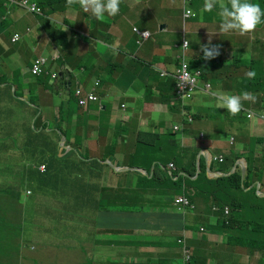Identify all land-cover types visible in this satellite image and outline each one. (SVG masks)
<instances>
[{
    "label": "crops",
    "instance_id": "1",
    "mask_svg": "<svg viewBox=\"0 0 264 264\" xmlns=\"http://www.w3.org/2000/svg\"><path fill=\"white\" fill-rule=\"evenodd\" d=\"M36 1L46 14V18H40L39 15L31 14L17 7L6 6L4 1L0 0V152L14 153L13 147L9 144L18 142V151L21 152L19 158H23L22 149L34 153L37 151L36 145L38 142L47 141L50 144L58 142L59 144L58 137L61 136H66L67 143L71 141L72 145H70L71 148L68 152L73 151L75 143L78 145V134L75 136L59 129L62 116L67 115L74 128L79 127L80 119L82 120L81 125L87 123L82 119L84 114L75 109V100L77 99L75 92L78 86L91 90L101 80L102 84L99 86L98 94L102 97V103L91 106L89 114L94 119H90L88 124L83 126V129L89 124H94L95 119L100 120L104 114H109L108 118L115 119L117 124L122 123V119L126 117V131L132 135L133 141L137 144L131 146L128 143L127 148L129 151L126 156L122 155V151L115 155H103L112 165L125 168L137 167L142 171H137V173L143 175L148 167L154 170L155 152L151 150L152 148L149 149L146 143L158 139L166 147L163 138L165 131L170 130L175 125H182V130L178 132L177 136L180 148L184 153L192 150V154L202 156L210 179L217 178L216 175L220 173L215 169L213 170L211 166L214 157L224 156L232 159L230 151H234L241 158L239 156L226 177L239 172L244 175V177L242 176L244 179L245 176L249 175V172H252V187L250 189L254 186L259 187L264 194L263 97L260 96L258 102L254 100L244 101L242 111L233 116L226 109L217 108L216 99L204 92V85L209 84L216 96L219 93L242 95L245 92L253 95L256 88V81L254 80L262 79L264 85V44L262 43L264 23L258 25L254 32L245 35H240L235 31L221 33L219 30L221 23L219 7L212 12H201L202 20H197L198 15L185 20L183 8V26L177 23L173 25L174 22H170L167 16L161 15L160 11L168 9L170 0H122L119 14L116 15L113 24L109 25L111 19L97 20L91 12H84L78 3L68 6L67 0ZM255 1L251 0L253 3ZM154 2L155 10H152ZM225 2L227 3V0ZM192 3L193 5L190 3L191 5H188V7L198 14L194 3L201 11L204 0H194ZM259 4L264 8V2ZM119 15L123 18L121 23H118ZM106 16H108L107 13ZM69 21H76L75 28L72 30H67L70 26ZM126 23L129 24L130 28L125 25ZM154 24L155 28L153 27ZM133 27L138 28V30L149 31L151 33L150 42L142 46L144 49L139 51L140 56L137 59L127 60L129 59L128 54L133 55L140 49L139 44L136 42L138 35L135 32L132 35H127V32ZM170 31H172V36H169ZM176 32H180V40L177 39L178 35L173 36ZM15 33L22 36V39L18 42L12 41V36ZM210 33L212 34L211 43L213 46H219L220 54L214 59L206 60L203 58L204 53L201 46L208 44ZM85 38H90V40L84 41ZM186 40H188V47L185 51L186 60L193 71L201 73V81L207 83L202 82L201 88L203 91L197 94L194 101L187 104L177 102L175 108H179V110L175 109L176 114H173L167 101V103L159 102L156 98L158 93H163L169 88V82L166 81L169 78L161 77L160 70L165 67L168 72L176 70ZM59 46L65 51L67 60L63 59L58 50ZM116 50H119L127 59L121 60ZM41 57L48 59L47 73L34 78L30 69L35 60ZM106 57L110 62H119V70H116L113 74L110 73L111 76L107 72L104 74L98 73L97 65L101 64L100 58L105 59ZM60 61H63V64ZM131 64L133 65V72L130 70ZM250 71L256 73L254 78L250 79L246 76V73ZM155 72L159 78V81L156 82ZM127 73H130V75ZM54 74H56V78H53ZM152 76L154 79L151 78ZM219 76L231 80L232 83L220 79ZM129 78L140 83L141 88L137 89L135 93L141 96L135 95L132 97L131 94L125 95L122 93L128 88ZM150 85L155 86V91H152L151 94L147 89ZM220 87L224 89L221 90ZM127 97H132V102L140 97V103L135 101L132 105H129L127 100L123 101ZM252 97L255 98V96ZM122 106H125L124 110ZM149 112H151V115L152 113L155 115L156 112L158 117L161 114H167L168 117L172 118V122L170 125L165 126L164 122L158 121V125L153 127L150 119L146 117ZM258 112L260 114L256 117ZM249 114L252 115L251 118H248ZM143 119L146 125L140 123ZM175 119L177 122H175ZM132 120L138 122L132 123ZM33 121L34 127H32ZM40 121H42L40 123L42 125L40 130L42 131L37 127V122ZM52 124L56 126V129L52 128ZM45 128H48L49 131L43 133ZM54 131L57 132L58 137L53 136ZM151 134H153L151 138L144 137ZM201 135H204V137ZM89 137L87 136L86 139H89ZM129 142L132 141L129 139ZM61 145V156L65 157L66 152L62 139ZM116 149L119 148L114 147L113 151ZM40 151L45 152L43 148ZM205 151L207 153H205L204 158L203 152ZM13 158L17 157L14 156ZM201 162L199 161L196 176L191 179V182L198 179ZM111 164L105 169L104 173L116 177L117 172L111 167ZM41 169L42 175L48 174V166L46 172ZM29 180H31V176H29ZM1 185L3 184L0 182V187ZM13 186L15 185L0 188V198L4 197L8 200V203L12 195L7 192L12 191ZM19 195L22 196V192ZM31 196H34V193ZM241 197L242 195L239 194L238 198ZM148 198L152 199V195H149ZM37 200L39 202L40 197ZM34 206V204L31 205L30 213L29 209L25 208V224L21 227L22 231L31 230L33 227L40 228V223L45 225L52 221H54L53 226L56 223L63 226L58 215L50 209H44L42 215L37 209V215L34 217ZM204 210L205 215L213 211H211L209 205H205ZM190 212L188 209L179 210L172 204L168 213L155 214L153 220L155 217L154 223L158 224H155L154 229L155 240L162 241L161 243H173L170 242L169 238H174L183 230V225L190 219ZM0 216L10 221L7 216V206L3 209L0 204ZM106 219V217H102L103 225H95L96 220L94 217L92 225L96 238L99 240H106L105 237H102V234L106 233L108 235L115 230L114 224H108L107 229ZM125 230H127V227H125ZM144 232L143 229H137L134 234L123 233V241L149 238L146 237ZM136 237L138 239H135ZM210 239L212 244L216 246L219 241L222 242V239L216 236H212ZM89 240L92 241L94 246L98 245L91 233ZM44 241L46 240L40 237L35 239V242H37L35 244L31 241L26 242L29 244L30 249L34 251L37 249V245L43 244ZM101 245L104 244L101 243ZM57 246H62V242L54 240L48 251L51 252ZM142 246H134L131 249L126 248V250L138 249ZM107 247L111 251L118 246L112 244ZM145 251L149 253L150 249ZM223 252L224 254L221 253L223 258H228L225 252L231 253V256H233L231 260H224L226 264H251V260L254 258L244 250L234 251L228 247H223ZM41 263L48 264L45 261H41Z\"/></svg>",
    "mask_w": 264,
    "mask_h": 264
},
{
    "label": "rangeland",
    "instance_id": "2",
    "mask_svg": "<svg viewBox=\"0 0 264 264\" xmlns=\"http://www.w3.org/2000/svg\"><path fill=\"white\" fill-rule=\"evenodd\" d=\"M151 1V0H150ZM264 2V0H256L254 3H260ZM190 5L186 0H170V4L168 9L164 11H160L161 15H165L170 19V22L181 25L183 22V8L185 6ZM193 5V4H192ZM194 7L197 9L198 14L195 11L196 16L198 15L197 20H202V13L200 9L196 7V3H194ZM152 10H155V2L153 4ZM159 11V10H157ZM42 18V17H40ZM111 19V22H109V25L113 24L114 19L116 16H106L104 19ZM122 16L119 15V21L118 23L122 22ZM45 21V20H43ZM69 28L67 30H72L75 28L76 21L71 22L69 21ZM108 25V26H109ZM127 27L130 28L129 24H125ZM137 27H139L138 24H136ZM184 26V23L182 24ZM155 28V24L153 25ZM138 28L133 27L129 32H127V35L134 34V31ZM68 32V31H66ZM68 34V33H67ZM178 35L177 39L180 40L181 34L180 32H176L173 34ZM70 36V35H68ZM169 36H172V31H170ZM130 37V36H129ZM128 37V38H129ZM127 38V39H128ZM90 40V38H85L84 41ZM126 41V40H125ZM262 43L264 44V37L262 39ZM58 50L63 56V59L67 60V55L65 51L62 49L61 46L58 47ZM116 53L118 57L121 60L125 59V56L119 52V50H116ZM74 55V54H72ZM101 64L107 65L109 64L108 57L105 59L100 58ZM61 64H63V61H60ZM87 65V64H86ZM131 71L133 72V65L131 64L130 67ZM72 69V68H71ZM111 76V72L109 70H105L102 72V74L106 73ZM79 75V71L77 72ZM130 75V73H127ZM152 79L153 76L151 77ZM220 79L225 80L228 83H232L231 80L224 78L223 76H219ZM128 88L127 91H123L122 93L125 95H132L134 97L135 95H139L135 93L137 89L141 88L140 83H137L135 81H132L130 78L128 79ZM159 81L158 76L155 77V82ZM169 82V80H166ZM255 83V89L254 94L250 96L249 99L243 100L244 101H250L253 100L255 96L256 102H258L260 96H262V100L264 99V85L262 83V79H256ZM208 89V87H206ZM146 89V88H143ZM150 91V94L152 91H155V86H148L147 88ZM146 89V90H147ZM218 90V88H216ZM219 89H224L220 87ZM141 96V95H139ZM127 97L123 99V101L127 100V103L129 105H132L133 102L140 103V97H137L135 101H131L133 98ZM156 98L159 102H168V105L171 108V112L173 114H176L174 103L171 100H162L161 92L157 94ZM47 100V99H46ZM167 101V102H166ZM67 107V103L65 105V110ZM75 109L80 111L82 114H84L83 120L87 121V123H84L81 125V119H80V125L78 128H74L73 124L71 123L69 117L62 116V121L59 124V129H63L68 134L75 135L78 134V145L75 143V151L69 155L68 148L69 146H65V157L61 156V139L63 140L64 136L58 137V134L56 131L53 132V136L58 137L60 140L59 144L56 142V144H50L47 143V141H41L38 142L36 145V152H27L22 151L23 158H19L21 156V152L18 151L19 143L15 142V144H9L13 147L14 153H5L0 152V182L3 184L2 187H8L9 185H15L13 186V190L10 192H7L12 195L9 203L8 200L3 198H0V204L3 209L7 206V216L12 219L13 221H16L19 215V212L26 208L29 209L31 205L34 206V212L33 216L36 217L38 209L40 211V214H43L44 209H50L52 212H54L56 215H58V218L63 223V226L60 225V223H56L53 226V222H50L48 224H41L40 227L42 228V231L44 232L43 238L46 240L43 244L37 245L36 250H31L29 246H25V238L24 236H18V232L15 230V227L19 226V223H15V227L12 226V222H9L7 218L0 217V241L1 243H4L3 252L11 253V250L14 252L18 251L19 254L15 255H9L4 257L2 260H6L8 263L19 264L20 261L23 259V255L29 256V259H26L25 261L22 260L21 264H36L35 260L38 261V264L41 263V261H45L48 264H85L82 261H84L86 258L89 261V264H127L124 262V259L126 257H131L134 255L136 258V264H150L152 261L158 260V259H164L171 258L173 254H166V255H155L154 252L147 253L145 250L148 248H155L154 244L162 241H149L148 246L149 247H141L138 249H132V250H126V248H133L135 246L134 240H132L129 243H126L127 241L124 240V234L126 232L125 227H127L128 219L130 216V212L132 210L130 205V197L132 193L135 191V179L136 175L133 172L126 171L123 173H116L112 170V172L116 173V177H113L112 175H108L104 173L103 170H97L89 165H85L84 167H80L78 165V169L76 166H73L69 160H74L75 162L78 161V163L82 164L80 157L87 156V153L81 149L80 154H78L77 148L84 146V148H87L89 145L93 149V159L88 160V162H94L98 157H103V155H110L113 154V148H119V152L122 151V155L126 156L129 149L127 148L128 143L129 145H137L136 142L133 141L132 135L126 131L125 127L126 119H124L123 123H116L115 119L108 118L109 114H104L101 119L98 118L95 119L94 124H89L85 129H83V126L88 124L90 119H94V117L90 116V109L88 106H82L80 104V100L77 98L75 100ZM262 115V113H261ZM172 116V115H171ZM255 116V114H254ZM147 118L150 119L151 124L153 127L158 125V121L164 122L165 126H168L172 122V118L168 117L167 114H161L160 117L157 116V113L155 112V115H151V112L146 115ZM174 117V116H173ZM256 117L258 115L256 114ZM99 120V121H98ZM42 121L37 122L38 129H42V125L40 124ZM137 123L138 121L132 120V123ZM175 122L176 119H175ZM141 124L146 125V122L143 120L140 121ZM53 129H56V126L54 124L51 125ZM32 127H34V121L32 122ZM143 128V126H142ZM58 129V128H57ZM144 129V128H143ZM145 130V129H144ZM48 128H45L43 133L48 132ZM138 131L136 132V134ZM89 137V139H86V137ZM42 137V135H41ZM43 138V137H42ZM129 139L133 142H129ZM13 140V139H12ZM46 143V144H45ZM44 149L45 152L40 151L41 149ZM153 152H155V148L152 147L151 149ZM196 152V151H193ZM206 151L203 152L204 158H205ZM186 156L192 155V150L185 152ZM69 155V156H68ZM16 156L17 158H13ZM136 154L134 155V157ZM155 156V155H154ZM150 156V157H154ZM201 155L197 156V165L200 161ZM65 158H69L68 164L64 161ZM99 163L104 164V168L109 167L110 161H99ZM47 165L49 168L48 175L57 173L60 180L67 179L71 180L72 182L68 185L69 188H71L70 191H64L63 193H59L56 189L57 185H59L57 180L51 179V181L55 183L45 182L44 178L40 171L41 165ZM106 164V165H105ZM110 167V169H112ZM42 175V182H39ZM29 176H31V180H29ZM67 187V189H68ZM78 187L80 188H87L92 189L95 188L99 192L104 194V198L102 199V206H98L97 204L89 205L88 204V198L80 201V199H76L74 196L75 192H79ZM20 188L22 191V196L19 195ZM19 190V191H18ZM28 191H31L34 193V196H31L28 194ZM20 196V197H18ZM39 196L40 200L37 202L35 199ZM117 198V199H115ZM264 199V198H262ZM68 203L71 204L68 205ZM88 204V205H87ZM88 207V208H87ZM95 207H97L95 209ZM95 209V211H94ZM95 213V214H94ZM250 213V212H249ZM190 214V219L187 222H194L196 219V216L193 213ZM137 215V214H136ZM95 217V225H103L102 223V217H106V226L108 224L115 225L114 232L111 234L106 235L102 234V237H105L104 239H97L96 235L94 233L93 228V221ZM151 218L153 220V216L151 215ZM246 227L249 229H255L256 228V219L253 213H250L249 217H244ZM155 220V217H154ZM14 223V222H13ZM187 224V223H186ZM258 225L260 223H257ZM185 224L183 225V230L179 232L177 236L174 238H169L170 242H176L179 240V238L186 239L190 236L188 232L184 229ZM91 229V232H90ZM108 229V226H107ZM261 230L264 232V226L261 228ZM136 231V230H135ZM134 231V233H135ZM254 233V231H252ZM91 233V236L95 240V242L98 244L97 246H94L92 241L89 240V235ZM133 233V234H134ZM22 233L20 232V235ZM144 234L146 237L155 239V231H149L148 229L145 230ZM259 234L261 232L259 231ZM263 236V235H262ZM264 237V236H263ZM59 240V242H62V246H57L56 248H53L52 251H48V248L51 247V244H53V241ZM119 242H124L119 244ZM103 243L104 245H101ZM116 245L117 248H113L110 251V248L107 246L110 245ZM46 246V247H44ZM219 248L215 245L210 247L212 249L213 247H216L218 252H212L217 253L220 255V258H214L215 262L217 263L219 260L224 262V260H231L233 259V256H231V253L225 252V255L228 256V258H223L222 254L223 247L224 248H230L233 250V248L230 246L229 242L221 241L218 242ZM238 250H244L249 255L254 257L251 260V264H262L264 260V253L255 254V252L252 250L247 249V246L244 247L241 244L238 245ZM13 252V253H14ZM6 253V254H9ZM23 253V255H22ZM106 253V254H104ZM208 253V252H207ZM222 253V254H221ZM12 254V253H11ZM60 254V255H59ZM259 255V256H258ZM61 256V259H60ZM209 256V254H207ZM0 261V264H3V261ZM167 260V259H166ZM207 264H213V262H209Z\"/></svg>",
    "mask_w": 264,
    "mask_h": 264
},
{
    "label": "trees",
    "instance_id": "3",
    "mask_svg": "<svg viewBox=\"0 0 264 264\" xmlns=\"http://www.w3.org/2000/svg\"><path fill=\"white\" fill-rule=\"evenodd\" d=\"M115 69L116 66L111 72ZM161 95L163 101L168 98L171 101L178 98L174 79H169V88L165 90V92H161ZM175 109L179 110V108ZM259 114L260 113L258 112L257 115ZM174 128L175 127H171L170 130H166L163 134L164 141L167 145L166 147H164L163 142L158 139L155 140V143L152 145V147L155 148V162L163 164L165 168L162 169L156 165L155 174L151 179L141 173L133 172L136 175L137 182L135 191L130 197V208H132V210L130 212L125 233L133 234L137 229L155 231V224L157 223H154L155 220H152L151 215L155 216V214L168 213V210L171 208L172 204L175 203L177 197L186 196L192 206V210H188L196 216L194 222H187L184 227L190 236L186 239L181 237L174 243H155V248H150L152 252L155 251V255L173 254V256L171 258L165 257L164 259L152 261L150 264H207L208 261L211 263L213 262V264H226L220 260L217 263H214V258H220V255L212 253L218 252L216 247L210 249V247L215 246L210 239L212 236L222 239V242L224 240L226 243L229 242L234 251L238 250V245L241 244L244 247L247 246V249L251 251L253 250L255 254L264 253V232L261 230L264 226V199L257 196L255 189L248 191V189L252 187V172H249V175L245 176L244 180L239 172H236L227 178L210 179L206 172V164L203 163L204 159H200V161H202L199 166L200 175L196 181L191 182V179L196 176L198 155L192 154L186 156L178 144V132H176ZM144 137L151 138L153 137V134L145 135ZM118 152L119 149H116L113 151V154L115 155ZM230 154L232 155V159L224 156H217V158L214 157V162L211 165L213 170L215 169L225 175L229 174L240 156H237L234 151H230ZM67 160H69V158L64 159V161L67 162L66 164H68ZM69 162L73 166H76L77 169L78 165L84 167L85 165L83 164H86L97 170H104L102 164L97 160L94 162H88V160L83 158L81 159L82 164L78 163V161L75 162L74 160H69ZM169 163L174 164L178 168V172L174 173V177H171L166 169ZM132 165L135 166L136 164ZM147 170L150 171L151 168L148 167ZM180 173L183 174V176H180ZM43 178L45 182L50 183H55L51 181V179L57 180L59 185L55 184L57 185L56 189H58L57 191L59 193L71 190V188L68 187L72 182L71 180H60L57 174H45ZM39 182L43 184L42 175ZM78 190L79 192L74 193L76 199L82 201L88 198L89 205L97 204L98 206H102V199L104 198L103 193L95 188L90 190L78 187ZM20 192L22 191L20 190ZM239 194L242 195L241 198H238ZM149 195H152L153 198L149 199ZM37 198H39V196L36 197V200ZM68 205L71 206L70 203H68ZM205 205H209L211 211L213 210L208 215H205ZM96 208L97 207H95V209ZM226 209L227 211H225ZM249 212L253 213L255 216V229H249L246 227L248 222L245 223L246 220L244 217H249ZM24 215L25 208L19 212L16 221L10 219L9 222H12L11 224L14 227L15 223H19V226L15 227L18 236H21V232L22 235H24L25 242L31 241L35 244L37 243L35 242V239L43 237L44 232L41 227H33L31 230L22 231L21 227L25 224ZM212 218H215V222H212ZM180 221L182 226L181 218ZM257 223L260 224L258 225ZM252 231H254V233ZM259 231L261 234H259ZM135 239H138V237ZM141 239L143 240L134 241L135 247L141 245L149 247L148 242L155 241V239L149 238ZM131 241L132 240H128L126 243ZM27 242L26 246H29ZM120 243L123 245L124 242H119V244ZM2 246H4V243H1L0 241V251H2L0 253V261L6 256L20 253L11 250L12 254L7 251L6 253L9 254H6L3 252ZM217 247L219 248L218 245ZM207 254H209V256H207ZM135 256L138 255L126 257L124 262L127 264H136L137 261ZM26 259H29V256L23 255L22 260L25 261ZM22 260L19 264H21ZM2 261L3 264H11L5 259ZM82 262L89 264L87 258ZM35 263L38 264V262ZM262 264H264V260Z\"/></svg>",
    "mask_w": 264,
    "mask_h": 264
},
{
    "label": "clouds",
    "instance_id": "4",
    "mask_svg": "<svg viewBox=\"0 0 264 264\" xmlns=\"http://www.w3.org/2000/svg\"><path fill=\"white\" fill-rule=\"evenodd\" d=\"M3 1H4V4L6 6L17 7L19 9H21V10L29 12L24 7H21V6L16 5V4H11L10 0H3ZM186 1L189 4L190 3L193 4L192 2L194 0H186ZM32 2H34V3H36L38 5V2L36 0H32ZM74 3H78L80 5V7L83 9L84 12H91V14L97 20L103 21L104 18H105V14L106 13H107L108 16H113V17L119 14L120 5L122 3V0H67V5L68 6H71ZM217 7H219V9H220L219 16L221 17V23L219 25V30H220L221 33H229V32L235 31V32H238L240 35H245V34L254 32L256 30V28L258 27V25H260L261 23H264V8H262L260 6V4H258V3L251 2V0H227V3L225 2V0H204V5H203V8L201 9V12L202 13L203 12H212ZM29 13L35 14V15H39V16H41L43 18H46V14H44V11L42 9H41L40 13H34V12H29ZM193 17H196L195 12H193L190 7L185 6V8H184V19L186 20V19L193 18ZM134 32L138 35V39L136 40V42L139 44L138 47H140V49L133 55L128 54L127 57L129 59H127L125 57L127 60L135 59V58L137 59L140 56L139 51L144 49L142 46L144 44L147 45L150 42L151 33L149 31H143V30H138L137 29ZM211 35L212 34L210 33V39H209L208 44L201 46V50L204 53V57L203 58L206 59V60L214 59L215 57H217L220 54L219 46H213L212 43H211ZM21 39H22V36L19 33H15L12 36V41L13 42H18ZM186 47H188V40H186L184 42V44H183V48L184 49L181 51V54L179 56V65L177 66V68H176V70L174 72H168L166 67L164 69L160 70V76L161 77H165V78H169V79H174L175 80L176 92L178 94V98L172 100V102L174 103V106H176L177 102H182L183 104H187L189 102L194 101V99L196 98L197 94L199 92L203 91L202 88H201V85H202L201 73L199 71H193V69L190 67L189 63L186 60V52H185L187 50ZM41 58H44V57H41ZM46 60H47V63L45 65L44 72L40 76H33L32 73H31V75L34 78L41 77L42 75L47 73L46 69H47V66H48L49 62H48V59H46ZM35 62H36V60H35ZM34 63L32 64V67H33ZM118 63L119 62H116V61L115 62H113V61L110 62L109 61V64H108L109 67H107V65H103V64L97 65L98 66V73H102L105 70H109L111 72V70L116 66V69L113 72H111L113 74V73H115L116 70H119V67H118L119 64ZM184 63H186L188 65V70L193 76H197L198 75L197 76L198 83L194 87L193 92L190 95V98L185 97V95H184L185 93L184 92L178 91V78H177L178 73L177 72L182 67V65ZM32 67H31V69H32ZM31 69H30V72H31ZM255 75H256V73L254 71H250V72L246 73V76L248 78H250V79L254 78ZM155 76H157L156 72L154 74V77ZM53 78H56V74L53 75ZM98 83H99V85H97ZM101 84H102V81L100 80V81H98L95 84V87L93 89H91V91L92 90H96V93H97V95L99 97V100L95 101V102H91L89 105H87L89 107V109L91 108V106L93 104L102 103V97L98 94V89H99V86H101ZM206 87H208V89ZM80 88L84 89L85 92L90 91V90L85 89L82 86H78L77 89H76V92H75V96H76L77 90L80 89ZM204 92L209 94V95H212L216 99V107L217 108L226 109L227 112L230 113L233 116L238 115L242 111V109H243V100H247L251 96V94H249L247 92L243 93L242 95H233V94H229V93H219L216 96L213 93V91L211 90V86L209 84L204 85ZM76 98H78V97L76 96ZM122 109L124 110L125 106H122ZM249 115L251 116V114H249ZM248 118H249V116H248ZM124 119H126V117H124L122 119V121ZM174 127H175L174 129L176 130V132H181L182 125H180V126H176L175 125ZM40 131H42V130H40ZM153 133L155 134V132H153ZM201 136L204 137V135H201ZM62 142H63V147L69 146V148H71L70 147V145H72L71 141H68V143H67L66 136H64ZM232 142H233V140H232ZM154 143H155V141L147 142L146 145L150 149ZM61 147H62V145H61ZM69 148H68V150H69ZM81 149L84 150L87 153V156H82V157H80L81 159H83V158L86 159V160L93 159V156H92L93 149H92V147L90 145L87 148H84V147H80L79 148L78 147L77 148L78 154H80ZM64 150H65V148H64ZM71 150H73V149H71ZM74 151H75V149L73 151H71L69 153V155L71 153H73ZM96 160L97 161H106L107 159L104 158V156H103V157H98ZM213 161H214V159H213ZM110 164H111V162H110ZM107 165H109V164H107ZM156 165H158V167H160L162 169L165 168L163 164H160L159 162H155L154 170H151V171L147 170V171L144 172V175L147 178L151 179L153 177V175L155 174ZM41 166L43 167L41 170L43 172H46L47 165L43 164ZM102 166L104 167V164H102ZM112 167H113V165H112ZM116 167L117 168H125V167H118V166H116ZM131 168H137V167H131ZM105 169L106 168H104L103 171H105ZM166 169H167V171H168V173H169V175L171 177H174V175H175L174 173L178 172V168L174 164H169ZM126 171L137 172L136 170H128V167H127ZM126 171H123V172H126ZM123 172H118V173H123ZM219 174H221V173H219ZM223 175H225V174H223ZM180 176H183V174L181 175V173H180ZM216 179H222V178H216ZM136 182H137V178L135 179V185H136ZM252 189L256 190L257 196L259 198H264V194L260 191L259 187L256 188L254 186ZM252 189L249 188L248 191H251ZM28 194L32 195V192L29 191ZM179 197H186V196H179ZM179 197H177V198H179ZM176 199H175V201H176ZM174 206L177 207L175 205V203H174ZM177 208L179 210H185V209H180L179 207H177ZM225 211H227V209ZM212 222H215V218H212ZM148 249H150V248H148ZM151 252H149V253H151Z\"/></svg>",
    "mask_w": 264,
    "mask_h": 264
},
{
    "label": "built area",
    "instance_id": "5",
    "mask_svg": "<svg viewBox=\"0 0 264 264\" xmlns=\"http://www.w3.org/2000/svg\"><path fill=\"white\" fill-rule=\"evenodd\" d=\"M11 4H16L21 7L26 8L29 12L34 13H40L41 8L32 0H10ZM18 38V37H17ZM16 39V38H15ZM187 48V47H186ZM47 63V60L45 58H38L36 62L34 63L31 73L33 76H40L44 72L45 65ZM178 91H182L185 94V97L190 98L191 93L193 92L194 87L197 85V76H193L189 70L188 65L184 63L182 67L178 70ZM99 85V83L97 84ZM76 96L80 99V104L82 106H87L91 102H95L99 100V97L96 93V90H90L88 92H85L84 89L80 88L77 90ZM252 115H249V118H251ZM175 205L179 207L180 209H191L192 206L190 204V201L186 197H179L175 201ZM187 254V253H186ZM188 260V258H187Z\"/></svg>",
    "mask_w": 264,
    "mask_h": 264
},
{
    "label": "water",
    "instance_id": "6",
    "mask_svg": "<svg viewBox=\"0 0 264 264\" xmlns=\"http://www.w3.org/2000/svg\"><path fill=\"white\" fill-rule=\"evenodd\" d=\"M113 167H114V169H115L117 172H123V171H126V170H127V168H117V167L114 166V165H113ZM128 170L141 171V170H139L138 168H128ZM216 176H217V178H226V175H223V174H219V175H216ZM243 177H244V175H243Z\"/></svg>",
    "mask_w": 264,
    "mask_h": 264
},
{
    "label": "bare ground",
    "instance_id": "7",
    "mask_svg": "<svg viewBox=\"0 0 264 264\" xmlns=\"http://www.w3.org/2000/svg\"><path fill=\"white\" fill-rule=\"evenodd\" d=\"M99 105V104H98Z\"/></svg>",
    "mask_w": 264,
    "mask_h": 264
}]
</instances>
